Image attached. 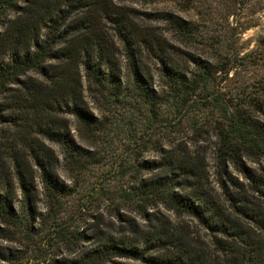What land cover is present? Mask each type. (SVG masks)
<instances>
[{"label": "trees", "instance_id": "1", "mask_svg": "<svg viewBox=\"0 0 264 264\" xmlns=\"http://www.w3.org/2000/svg\"><path fill=\"white\" fill-rule=\"evenodd\" d=\"M139 1L166 0H0V264H264V77L227 88L234 43ZM117 129L106 216L66 220Z\"/></svg>", "mask_w": 264, "mask_h": 264}, {"label": "rangeland", "instance_id": "2", "mask_svg": "<svg viewBox=\"0 0 264 264\" xmlns=\"http://www.w3.org/2000/svg\"><path fill=\"white\" fill-rule=\"evenodd\" d=\"M233 3L234 0H166L152 5L139 1L135 2V5L143 10L169 8L182 17L198 23L202 34L205 36L214 33L222 35L230 43H234L240 54L235 62L230 65L228 77L225 76L226 80L224 81L227 88H234L254 83L264 77V0H253L251 6L243 8L235 7L232 5ZM160 26L166 30V35L173 43L183 45V47L186 44L189 49L196 53L204 52L202 45L192 44L174 32L167 31L168 29L162 23ZM136 115L138 117L136 128L139 129V136L146 129V120H148L149 115H142L137 112ZM48 143L58 152L61 161H63L61 147L53 142ZM130 144L127 133L118 129L105 140V162L96 165L90 171L87 183L70 199L68 210L64 216L66 220L71 221L73 219L74 221L75 216L85 214L86 211L90 214L103 212L106 216L105 203L100 196L101 188L110 190L119 185L117 164L121 158L131 152ZM144 155L151 157L153 153L145 150ZM210 165L213 166L212 161ZM57 172L62 179L69 181L62 164L58 166ZM52 235L53 233L50 235L44 233L37 238L40 245L47 250L49 247V250L53 252L57 241ZM10 244L14 248L21 247L18 241H11ZM43 257L36 253H27L20 264H49ZM3 263L10 264L6 261Z\"/></svg>", "mask_w": 264, "mask_h": 264}]
</instances>
